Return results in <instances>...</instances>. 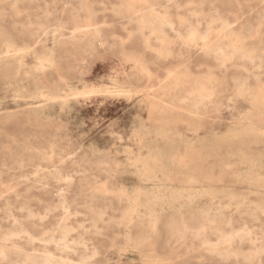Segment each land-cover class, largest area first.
<instances>
[{
    "label": "rangeland",
    "instance_id": "obj_1",
    "mask_svg": "<svg viewBox=\"0 0 264 264\" xmlns=\"http://www.w3.org/2000/svg\"><path fill=\"white\" fill-rule=\"evenodd\" d=\"M199 1L200 3L201 2L202 3L200 4ZM99 2L97 3H99L100 6L96 3L95 4L92 3V5L90 4L85 7H80L78 5H68V4L64 5L62 3H57L54 6H52V5L37 4V3L18 2L11 5L12 8L14 7V9H12L11 6L0 3L1 4L0 5V28H1L0 29V48H1L0 49V180H1L0 193L3 195L2 197L0 194V215L5 214V208H6L5 202H9V205L7 206L8 207L10 206L9 208H11V212L15 216L19 217L21 220H25V216L29 211L32 212L34 215L46 214L45 224L40 225L36 228L38 231H41L43 228L51 227L53 223L62 215L60 204L62 203L61 201H63L62 199H64L66 202H68L71 205V208L73 209L71 211L73 215L71 214L72 216H70L68 222L74 225L75 228L84 237L89 238V236H91L90 238L92 239L90 242L96 246L103 247V249L107 251V255L110 257L111 261H114L116 259L114 257L115 256L117 257V254H119L120 258L122 257L123 259L122 264L123 263L141 264L142 259L139 252L137 251V249H132L133 246L135 248L134 242L132 240L128 241V239L126 238V236H131V237L134 236L135 232H140V235H142L145 239L149 237L148 240L149 239H152V241L155 240L156 248H158V251L160 252H163L167 247L166 245H168L167 248H171V253L174 260L177 261L178 258L181 260V261L178 260L176 262L177 264L178 263L179 264L181 263L235 264L232 261H225L224 259L222 260V258H216L214 256H211L208 252L209 250L207 249V246L204 244L200 245L201 241L199 237H196V233L197 231L200 230L199 228L200 224L206 226L204 230L208 232L206 236L210 240H213L214 231H216L217 228L218 229H229L230 227L238 228L242 224H244V228L246 230H250V229L253 230L256 233L255 236L257 237H259L260 235H262V233H264L263 232L264 210L262 211V209H264L262 206V204L264 203V195H263L264 194V182H263L264 181V159H263L264 158L263 157L264 156L263 155L264 154V139H263L264 104L263 103L264 102L262 100H264V98L261 99V96H259L260 100L257 99L258 97L256 99L248 98L251 97L250 95H252V93L257 95L256 90L257 91L258 89L264 90V86L261 87L262 85H264V58H263V66L259 68L256 66L253 68L252 67L241 68V66L238 63L239 61L237 62V60L235 59L232 62L225 65L224 61H222L223 58L219 57L220 59L218 58L217 60L215 59L213 60V58L211 57L197 55L196 52H194L195 50L200 48V46H198L199 44L197 43V40H192V41L188 40L189 37H186V35H181V36L168 35L166 37L163 35V37L161 38L162 35L159 34L148 35V36L139 34L135 29L136 23L133 21H129V17L132 16L133 14L127 11L124 7L118 9L119 10L118 13L115 11L117 10L116 8L117 5L115 4L116 0H103L102 2L101 1ZM190 3L193 4L190 5ZM101 4L104 5L102 6ZM171 4L172 5L169 8V10L172 14V19L175 17L173 20L177 23L179 21H186L192 23L194 26V30L197 32L199 31L200 28L203 29L207 24H210L212 27L215 28V30L218 29L217 26L219 25V20L215 17V13H218L219 16H221L222 18H225L233 22L235 24L234 27L237 29L244 26H251L252 28L256 27L255 29L257 28L262 30L264 29V23H263L264 18H261L264 17V0H236V1L235 0H202V1L172 0ZM109 5L110 7H108ZM156 7L159 10L164 9V7L162 6L156 5ZM201 8L203 10H201ZM191 11H196L198 12L199 15L201 14V16L198 17V21L195 20V18L192 15L189 16L190 13L188 12ZM61 13H63L62 16ZM120 13H122L123 16H120L121 15ZM26 17L29 19L26 20ZM85 19L88 21H86ZM2 20L4 22H1ZM56 21L57 23L59 22L58 24L60 25V27L57 30L54 27V23H56ZM4 23L6 24L7 27L5 26ZM27 23L30 24V26L27 25ZM87 23H92L99 28V32L96 35L97 38L95 37L96 40L94 41L93 44V46L97 48V54H98L97 59L95 61H92L89 57L85 55L83 51V47L81 46L80 43L72 44L70 41L68 42V40L67 41L65 40L69 35L68 33L69 31L71 32L76 26H82L83 24H87ZM197 23H200L199 26H197ZM259 25L260 27H258ZM18 26L20 27L17 28ZM9 27L12 29L11 30L12 33L9 30L10 29ZM58 31H60V33ZM16 32L18 33V35L16 34ZM4 34L5 36H2ZM89 35L91 34H88V36ZM12 36L13 37L15 36L14 39ZM40 36H42V38ZM34 37L36 38V40H34L35 39ZM167 37L168 39H166ZM63 38H64L65 46L62 43ZM24 39L26 40L25 42ZM144 39L148 40L149 42L144 41ZM160 39H164L163 41L171 44L174 51L176 52L184 51L185 50L183 49L184 47H182L180 44L182 42L189 41L191 52H189V54L183 52V54L180 56L173 55L165 59H163L162 57H159L157 59L158 54L155 53L156 51L154 49L157 48V45L159 43L157 41H160ZM253 39L255 40L264 39V34L263 35L259 34L258 36H255V38ZM193 41H195V44L196 43L197 44L195 45ZM19 44L21 45L23 44V45L21 46ZM197 46L198 48H196ZM3 50L6 52H4ZM26 54L27 56H22ZM138 55L140 58L137 57ZM154 57L156 58V61ZM45 61L46 63H44ZM40 62L43 64H41ZM139 62H141L142 64L141 63L139 64ZM39 65H41V68ZM213 65L216 66L214 67ZM139 66H144L145 70L147 69L150 75L145 76L141 74L138 75V77L130 80L129 76L135 70L139 69L140 68ZM221 66L223 67V69L224 68L225 69L224 70L219 69V71H217L218 68H221ZM237 66H239V68ZM175 67L184 68L193 80H196L198 77H199L198 80L201 79L206 80L207 81L206 85L207 83L209 84L207 85L208 88H211L212 86L214 87L216 86L215 90H217L218 94L214 96L210 101V104H208L207 107L201 110L198 114H194V115L187 113L185 114L184 112H187L185 109L189 107V102L182 101L178 98V96L185 95L187 90H189V88L195 87L197 85L196 83L195 86L193 84L194 82H192L191 83L192 85L184 84V85H180L181 87H179L178 85L175 86V88L172 85H168V86L159 85L158 83V80H161L166 75L167 69H173ZM39 69H41L42 71L40 70L39 72ZM114 69L120 70L121 72V77L119 79L120 81L111 79L110 77L111 72ZM213 69H215L216 71L214 70V72H212ZM27 70H29V72ZM53 70L55 71L53 72ZM33 71L35 72L33 73ZM220 72H225V73H220ZM198 74L200 75L198 76ZM219 74L222 76L219 77ZM245 75L249 77L248 79L250 80L249 83L247 84L248 90L250 91L252 89L253 91H251L249 94L246 91L243 93L242 95L243 97L240 96L238 97V99L235 100L229 98L228 96L235 89L234 78ZM205 76L208 77L205 79ZM144 77H147V79ZM6 78L8 79L6 80ZM62 79L64 81H62ZM12 80L14 81V83ZM257 81L259 83H257ZM58 85L61 87H59ZM158 85L160 86V88L162 87L166 90L162 88L159 89ZM92 86H97L100 93H98L97 95L94 94H87L88 96L84 95L83 93H86L90 89H93L91 88ZM10 87L13 88L11 89ZM168 87L171 89V92ZM140 89L142 91H140ZM158 89L159 91L161 90L169 91V94L163 95L162 93H157ZM175 89L176 90L179 89L177 90L178 93L175 92L176 91ZM225 89H227V91ZM228 89L231 90L228 91ZM118 90L121 91L122 93V94L120 93L121 95L118 94L115 95ZM80 91L82 94L80 93ZM108 91L110 92L108 93ZM149 91L154 92V95L151 94V96H149L147 94ZM53 95H56L54 99H53ZM160 95L161 97H159ZM245 95L246 96L248 95V97H246ZM163 96L166 97L164 98ZM21 98L23 101L20 100ZM56 99H58V101ZM250 100H252L250 102L251 104L249 103ZM54 101L57 102L55 103ZM245 102L248 103V105ZM259 102L260 103L262 102V104H260ZM257 103H259L260 105ZM152 104L154 105V107ZM254 104H257L258 108ZM39 105H41V108H39ZM169 105L172 108H170ZM161 107L170 108L173 114L172 115L161 114L159 112ZM34 109H36L37 111ZM40 109L42 110L40 111ZM176 109L178 110V112H176ZM151 110L153 113H150ZM198 115L201 117H198ZM24 117L26 119L28 118L27 121ZM29 117L31 119H29ZM189 117L191 118V120ZM176 120L178 121V123L177 124L173 123V122H177ZM159 121L162 122V124H160ZM43 122L48 124L44 125L45 123ZM165 122L168 123L165 124ZM236 122H238V124ZM235 123L237 125H235ZM54 125L55 128H53ZM243 125L244 126L248 125L249 130L247 129L248 126L247 128H244ZM231 128L233 129V131ZM255 128L257 129V131ZM2 129L4 131H2ZM143 129L146 131H143ZM245 129L248 132L245 131ZM250 129L252 131L254 130L255 131L252 133ZM228 131L231 132V133L229 132L231 135L228 133ZM237 131L239 133H241L242 131L244 134L242 133L240 135L238 134ZM146 132L148 133V135ZM232 132H234L233 133L234 136L232 135ZM2 133L5 134L2 136ZM130 134L132 135V138ZM245 134L247 136H245ZM160 135L161 137H163L162 139ZM260 135H262V138L260 137ZM176 136L179 137L177 138ZM252 136H256V137H252ZM118 137L119 140L117 141ZM223 137L226 138V140H224ZM195 138H197V141L195 140ZM165 139L167 140L166 142H164ZM208 139L210 140V142ZM158 140L161 141L159 142ZM169 140L171 141V143L169 142ZM243 140L245 142H243ZM138 143L139 146L137 145ZM212 143L216 145H213ZM13 144L16 145L17 147L16 146L13 147ZM219 144L222 145V147ZM170 145L172 146L169 147ZM48 147H50V149ZM41 148L42 150H40ZM125 149L131 152L126 153ZM236 149L239 150L240 153H242L243 150L244 151L246 150L247 153L248 152L249 153L247 155L245 151L243 152V154L246 153V155L245 154L242 155ZM258 149L263 153L261 154V152H259ZM260 149H262L263 151ZM12 152L13 153L15 152L14 154L16 155H14ZM41 153L43 154L40 155ZM73 153L74 155H72ZM193 154H195L196 157ZM48 155L50 157H46ZM66 155L68 157H66ZM41 156H43V158ZM129 156H131V158ZM179 156L181 157L182 161L179 159L180 158ZM184 156L185 159L183 161L182 157L184 158ZM243 156L246 157L244 158ZM241 157H243V160ZM247 157L248 159H246ZM260 157H262L263 160ZM159 158H161V160L164 161L159 160ZM153 159L155 160V163ZM133 160L134 162H131ZM158 160L160 163L158 162ZM191 160L192 162L194 161L192 163V166L195 169L191 166ZM241 160L243 165H241L242 164ZM142 161L145 163H143ZM150 161L153 164H151ZM237 161H239V163ZM258 161L260 165L258 164ZM141 163L144 165H142ZM77 165H79V167ZM132 166L133 167L135 166L136 168H133ZM52 167H54V169L56 170L52 169ZM173 167L174 168L176 167V169H174ZM224 167L226 168V170H223L225 169ZM252 167L254 168V170ZM185 168L187 169L186 171ZM142 170L145 171H143L142 173L141 172ZM12 171H14V173H12ZM48 171L51 174L53 173V176L49 174ZM99 171L100 173H98ZM146 171L147 172L151 171V173L150 172L146 173ZM163 171L164 172L167 171V172L164 173ZM139 172L140 174L142 173V176L139 174ZM237 172L240 173L237 174ZM135 173L136 175H134ZM145 173L147 175L150 174V176H146ZM153 174H155L154 177H152ZM175 174L177 175L175 176ZM211 174L212 177L210 176ZM235 174H237L238 176H236ZM241 174L243 176H241ZM179 175H182L181 182L179 181V179H181V176ZM31 176L32 177L35 176V177L32 179ZM173 176H175V178H178V180L175 179ZM65 177L67 179H70L69 180L70 182L66 181L67 179ZM23 178H25L26 180ZM162 178L164 179V181ZM193 178H195L196 180ZM34 179H36L37 181ZM170 179H173V183H170L172 182V180ZM217 179L218 181L219 180L220 181L218 182ZM176 181H179L178 184ZM182 181L185 183L183 184ZM188 182L189 183L195 182V183L192 184L193 185L192 186L191 184H188ZM102 183L105 185V188L104 185L102 186ZM221 183L224 186H222ZM187 184L188 186H186ZM225 184H227V186ZM99 185L101 186L100 188L101 190H99L100 187ZM256 186H258V188ZM248 187H251L254 190ZM11 188L12 190H16V192L10 191ZM259 188L262 190H260ZM4 191L7 192L6 195ZM115 191L121 193L118 194L116 192L115 194L114 193ZM202 191L203 194L206 193V196L203 194L199 195V193H202ZM122 192L124 193L122 194ZM142 192H144L145 194H143ZM180 192L181 193L184 192V193L181 194ZM147 193L149 194V196L151 195L152 198L151 197L147 198L148 196ZM207 193L209 194L207 195ZM228 193L231 194L229 195ZM104 194L107 195L105 196ZM120 194L122 195V197L124 196V198H122ZM161 194L163 195L161 196ZM141 195H143V197ZM242 195H244V197ZM247 195H248V199H247ZM257 195L258 197H256ZM219 196L222 198H220ZM253 196L255 197V199ZM59 197L61 199L60 201L61 203L57 202V199ZM126 197L128 198L130 197L129 198L130 200ZM196 197L199 198L197 199ZM16 198L17 200H15ZM132 198L134 199L135 202L133 201ZM172 199H174L176 203ZM149 200L152 201L153 203L150 202ZM36 201H38V203H36ZM129 201H131V203ZM136 201L138 202V204ZM157 201L159 202L156 203ZM165 202L167 204H165ZM20 203L24 204L25 207L23 209H19L20 210L19 211L16 207ZM209 205L211 207H209ZM213 205L215 206L213 207ZM151 206L153 207L150 208ZM155 206L158 207L156 208ZM88 207L89 208L91 207V209H89ZM103 208L106 209L103 210ZM254 208L257 209V212L256 209ZM177 209L178 210L180 209L182 213L180 212V210L178 211ZM132 210L135 211L136 214L135 212L132 213L133 212ZM161 210L162 212H160ZM199 210H201V213ZM95 211H103L104 217L102 218L101 216L100 219L96 218L95 221L96 227L91 228L88 226L89 216H90V212H95ZM151 211L153 212V214H151L152 213ZM203 212H205L204 213L205 215L203 214ZM125 213L128 214V216ZM177 214L179 218L177 217ZM196 214L199 216L197 217ZM153 216L155 219L153 218ZM149 217L152 218V220L149 219ZM34 218H33L34 220H37L38 216ZM211 218H213L215 223L214 222L208 223ZM114 219L118 221H115ZM180 219H182L181 223H179ZM227 219H230L229 226L228 225L226 226L225 223ZM155 221H157L158 223H156ZM173 222H175L177 225H173ZM147 224L149 228L147 227ZM182 224L184 225V227L182 226ZM81 225H83L84 227H82ZM150 226L152 227L151 230H150ZM154 226L156 227L154 228ZM209 227L210 230L212 229L211 231L209 230ZM212 227L215 229H213ZM184 229H186L185 232ZM88 230H94L95 232L88 233L86 232ZM148 231H151L150 233L152 235ZM35 233L38 232L36 231ZM170 233L173 236L172 240L170 241V244H166V238H168ZM182 236L183 239H181ZM148 240L144 243L143 246L145 252L149 251L148 246H146ZM179 240L181 243L179 242ZM110 244L113 246H111ZM257 244L259 245L260 243ZM178 245H181V247ZM262 246L264 247V245ZM254 247H257V245L250 244L249 242H242L241 244H239V248L243 253H248L252 251ZM119 248L125 249L127 251H124L123 252L124 254L122 252L118 253ZM68 256L71 258L74 257V255L71 253H69ZM195 260L197 261V263ZM238 262L239 264H248V262L243 261L242 259H239ZM252 264H264V250H262L258 258L252 260Z\"/></svg>",
    "mask_w": 264,
    "mask_h": 264
},
{
    "label": "bare ground",
    "instance_id": "obj_2",
    "mask_svg": "<svg viewBox=\"0 0 264 264\" xmlns=\"http://www.w3.org/2000/svg\"><path fill=\"white\" fill-rule=\"evenodd\" d=\"M99 1H103V0H0V3H3V4H6V5H8V6H11V5H13L14 3H18V2H22V3H37V4H45V5H52V6H54L55 4H57V3H62V4H64V5H66V4H68V5H78V6H80V7H85V6H88V5H92V3L93 4H98L99 6H100V2ZM202 1V0H201ZM236 1V0H235ZM97 2H99V3H97ZM172 3V0H116V5H117V10H115L117 13H118V9H120V8H122V7H124L127 11H129L131 14H133L132 16H130V15H128V16H130L129 17V21H133V22H135L136 23V26H135V29H136V31L139 33V34H142V35H162L161 36V38L163 37V35L166 37V36H168V35H174V36H181V35H186V37H189V39L188 40H197V43L199 44L198 46H200V48L199 49H197V50H195L194 52H196V54L197 55H200V56H206V57H211V58H213V60L215 59V60H217L219 57L220 58H223V60L222 61H224V64L225 65H227L228 63H230V62H232L234 59L235 60H237V62L239 63V65L241 66V68L243 67V68H249V67H262L263 66V58H264V39H257V40H255V39H253V38H255V36H258L259 34H261V35H263L264 34V29L262 30V29H259V28H257V29H255V28H252L251 26H244V27H241V28H235L234 26H235V24L233 23V22H231V21H229V20H227V19H225V18H222L221 16H219V14L218 13H215V17L219 20V25L217 26L218 27V29H216L215 30V28L214 27H212L210 24H207L203 29H199V31L197 32V31H195L194 30V26H193V24L192 23H189V22H186V21H179L178 23L177 22H175L173 19L175 18H173L172 19V14H171V12H170V10H169V8L171 7V4ZM195 3H197V2H195ZM199 3H200V1H199ZM202 3V2H201ZM200 3V4H201ZM235 3V2H234ZM237 3V2H236ZM250 3V2H249ZM178 4V3H177ZM188 4V3H187ZM186 4V5H187ZM193 3H190V5H192ZM1 5V4H0ZM29 5V4H28ZM102 6L104 5V4H101ZM156 5H158V6H162V7H164V9L163 10H159L157 7H156ZM176 5V4H175ZM235 5H237V4H235ZM44 6V5H43ZM97 6V5H96ZM98 6V7H99ZM108 7H110V5L108 6ZM200 7H202V6H200ZM2 8V7H1ZM8 8H10V7H8ZM11 8H12V6H11ZM114 8V7H113ZM123 8V9H124ZM12 9H14V7L12 8ZM85 9V8H84ZM16 10H17V8H16ZM46 10V9H45ZM87 10V9H86ZM85 10V11H86ZM200 10V9H199ZM201 10H203L202 8H201ZM10 11H12V10H10ZM62 11V10H61ZM92 11V10H91ZM101 11V10H100ZM112 11V10H111ZM2 12V11H1ZM14 12H15V10H14ZM24 12V11H23ZM83 12V11H82ZM121 12V11H120ZM123 12H126V11H123ZM199 12H201V11H199ZM250 12V11H249ZM17 13V12H16ZM19 13V12H18ZM102 13V12H101ZM115 13V12H114ZM188 13H190L189 14V16L190 15H192L194 18H195V20H197L198 21V17L199 16H201V14L199 15L198 14V12H196V11H191V12H188ZM22 14H24V13H22ZM62 14L63 13H61V16H62ZM121 14V15H120ZM119 15L120 16H123V14L122 13H120ZM19 15V14H18ZM26 15V14H25ZM118 15V16H119ZM176 15V14H175ZM259 15H261V14H259ZM20 16V15H19ZM71 16V15H70ZM126 16H127V13H126ZM14 17V16H13ZM88 17V16H87ZM209 17V16H208ZM123 18V17H122ZM183 18V17H182ZM211 18V17H210ZM261 18H264V17H261ZM29 18H27L26 17V20H28ZM61 19V18H60ZM177 19V18H176ZM86 20V19H85ZM88 20H89V18H88ZM88 20H86V21H88ZM181 20V19H180ZM239 20V19H238ZM9 21V20H8ZM255 21V20H254ZM259 21V20H258ZM1 22H4L3 20L1 21ZM35 22V21H34ZM61 22V21H60ZM213 22V21H212ZM215 22V21H214ZM10 23V22H9ZM8 23V24H9ZM40 23V22H39ZM59 23V22H58ZM57 23V21H56V23H54V27L56 28V30L60 27V25ZM78 23V22H77ZM259 23V22H258ZM264 23V22H263ZM5 24V23H4ZM199 24L200 23H197V26H199ZM27 25H29L30 26V24H28L27 23ZM63 25V24H62ZM61 25V26H62ZM257 25V24H256ZM5 26H6V24H5ZM33 26V25H32ZM65 26V25H64ZM214 26V25H213ZM7 27V26H6ZM11 27V26H10ZM9 27V28H10ZM20 26H18L17 28H19ZM258 27H260V25L258 26ZM1 29V28H0ZM7 29V28H6ZM50 29V28H49ZM53 29V28H52ZM10 31L12 30L11 28L9 29ZM48 30V29H47ZM1 31H3V30H1ZM15 31V30H14ZM60 31H62V30H60ZM60 31H58L59 33H60ZM5 32V31H4ZM3 32V33H4ZM45 32V31H44ZM58 32H56V33H58ZM98 32H99V28L97 27V26H95L94 24H92V23H87V24H83L82 26H76L71 32L69 31L68 33H69V35L67 36V38L65 39L66 41L68 40V42L70 41L72 44L74 43V44H77V43H80L81 44V46L83 47V51H84V53H85V55L87 56V57H89L92 61H95L96 59H97V48L96 47H94L93 46V44H94V41L96 40V38H97V34H98ZM11 33H12V31H11ZM10 33V34H11ZM26 33V32H25ZM51 33V32H50ZM2 34V33H1ZM16 34L18 35V33L16 32ZM43 34V33H42ZM45 34V33H44ZM88 34H91V35H89L88 36ZM17 35H15V36H17ZM54 35V34H53ZM60 35V34H59ZM2 36H5V34L4 35H2ZM14 36V37H15ZM21 36V35H20ZM50 36V35H49ZM13 37V36H12ZM14 37H13V39H14ZM41 38H42V36H40ZM61 37V36H60ZM96 37V38H95ZM113 37V36H112ZM129 37H130V35H129ZM151 37V36H150ZM6 38V37H5ZM35 38V37H34ZM160 38V37H159ZM4 39V38H3ZM46 39V38H45ZM60 39H62V38H60ZM60 39H59V41H60ZM75 39V40H74ZM147 39V38H146ZM146 39H144V41H148V40H146ZM166 39H168V37L166 38ZM184 39V38H183ZM7 40V39H6ZM28 40V39H27ZM34 40H36V38L34 39ZM40 40V39H39ZM142 40H143V38H142ZM158 40V39H157ZM164 39H160V41H157V42H159L158 43V45H157V48L156 49H154L156 52L155 53H157L158 54V57H157V59L159 58V57H162L163 59H165V58H167V57H170V56H180V55H182L183 54V52H185V53H187V54H189V52H191V48H190V44H189V41L188 42H182L180 45L182 46V47H184L183 49H185L184 51H174V49H173V47H172V45L171 44H169V43H167V42H165V41H163ZM10 41V40H9ZM18 41H21V40H18ZM23 41V40H22ZM26 40L24 39V42H25ZM38 41V40H37ZM14 42V41H13ZM31 42V41H30ZM29 42V43H30ZM56 42V41H55ZM143 42V41H142ZM149 42V41H148ZM194 42V44H195V41H193ZM51 43V42H50ZM63 44H64V46H65V43H64V38H63V42H62ZM145 43H147V42H145ZM192 43V42H191ZM196 43V44H197ZM31 44V43H30ZM143 44V43H142ZM195 44V45H196ZM8 45V44H7ZM19 45H21V44H19ZM18 45V46H19ZM23 45V44H22ZM21 45V46H22ZM59 45V44H58ZM57 45V46H58ZM61 45V44H60ZM145 45V44H144ZM173 45H174V43H173ZM11 46V45H10ZM25 46V45H24ZM23 46V47H24ZM27 46V45H26ZM192 46H193V44H192ZM198 46L196 47V48H198ZM29 47V46H28ZM31 47V46H30ZM34 47V46H33ZM147 47V46H146ZM10 48V47H9ZM11 48H13V47H11ZM27 48V47H26ZM37 48V47H36ZM1 49V48H0ZM147 49V48H146ZM5 50V49H4ZM3 50V51H4ZM10 50V49H9ZM30 50V49H29ZM145 50V49H144ZM150 50V49H149ZM19 51V50H18ZM27 51V50H26ZM32 51V50H31ZM151 51V50H150ZM153 51V50H152ZM4 52H6V51H4ZM145 52H147V51H145ZM18 53V52H17ZM21 53V52H20ZM29 53V52H28ZM154 53V54H155ZM11 54V53H10ZM19 54V53H18ZM17 54V55H18ZM15 55V54H14ZM31 55V54H30ZM156 55V54H155ZM22 56H27V54L26 55H22ZM157 56V55H156ZM2 57H3V55H2ZM31 57V56H30ZM29 57V58H30ZM137 57H139V55L137 56ZM17 58V57H16ZM140 58V57H139ZM155 58V57H154ZM188 58V57H187ZM219 58V59H220ZM138 59V58H137ZM2 60H4V59H2ZM43 60V59H42ZM89 60V59H88ZM133 60V59H132ZM10 61H11V59H10ZM16 61V60H15ZM20 61H22V60H20ZM29 61V60H28ZM135 61V60H134ZM136 61H139V60H136ZM155 61H156V58H155ZM151 62V61H150ZM152 62H154V61H152ZM215 62V61H214ZM236 62V61H235ZM41 63V62H40ZM44 63H46V61L44 62ZM141 62H139V64H140ZM18 64V63H17ZM39 64V63H38ZM41 64H43V63H41ZM138 64V65H139ZM142 64V63H141ZM177 64V63H176ZM222 64V63H221ZM221 64H219V65H221ZM82 65V64H81ZM134 65H136V64H134ZM145 65V64H144ZM149 65V64H148ZM40 66V68H41V65H39ZM189 66V65H188ZM214 66V65H213ZM216 66V65H215ZM214 66V67H215ZM218 66V65H217ZM223 66V65H222ZM221 66V68H218V70L217 71H219V69H223V67ZM43 67V66H42ZM53 67V66H52ZM140 67V68H139ZM138 68L139 69H137V70H135L130 76H129V79L130 80H132V79H134V78H136V77H138V75H141V74H143V75H145V76H149L150 74L148 73V71H147V69L145 70V67L144 66H139ZM219 67V66H218ZM238 68H239V66H237ZM18 68V67H17ZM31 68V67H30ZM81 68H82V66H81ZM237 68V69H238ZM23 69V68H22ZM25 69V68H24ZM34 69V68H33ZM209 69V68H208ZM217 69V68H216ZM225 69V68H224ZM223 69V70H224ZM12 70V69H11ZM35 70V69H34ZM40 70L41 69H39V72H40ZM46 70V69H45ZM214 70L215 69H213V71L212 72H214ZM222 70V71H223ZM230 70V69H229ZM241 70H243V69H241ZM251 70V69H250ZM249 70V71H250ZM254 70V69H253ZM252 70V71H253ZM14 71V70H13ZM17 71V70H16ZM28 72H29V70H27ZM36 71H37V69H36ZM42 71V70H41ZM55 70H53V72H54ZM211 71V70H210ZM216 71V70H215ZM226 71V70H225ZM259 71V70H258ZM35 71H33V73H34ZM50 72V71H49ZM244 72H246V71H244ZM257 72V71H256ZM25 73V72H24ZM38 73V72H37ZM52 73V72H51ZM220 73H225V72H220ZM234 73V72H233ZM5 74V73H4ZM54 74V73H53ZM56 74V73H55ZM245 74V73H244ZM200 74H198V76H199ZM256 75V74H255ZM258 75V74H257ZM17 76V75H16ZM31 76H33V75H31ZM192 76V75H191ZM197 76V77H198ZM220 76H222V75H220L219 74V77ZM7 77H9V76H7ZM111 79H113V80H117V81H120L119 79H120V77H121V72H120V70L119 69H114L112 72H111ZM208 77V76H207ZM206 76H205V79L207 78ZM218 77V76H217ZM216 77V78H217ZM257 77V76H256ZM12 78V77H11ZM13 78H14V76H13ZM21 78V77H20ZM58 78V77H57ZM144 78H146L147 79V77H144ZM199 78V77H198ZM198 78L196 79V78H194V79H196V80H193L190 76H189V74L187 73V71L184 69V68H180V67H175V68H173V69H167L166 70V75L164 76V78H162L161 80H158V83H159V85H172L174 88H175V86H178L179 85V87H181L180 85H184V84H188V85H190L192 82H194L193 84H194V86H195V83L197 84L195 87H192V88H189V90H187V92H186V94L185 95H182V96H178V98L180 99V100H182V101H188L189 102V107H187L185 110L187 111V112H184L185 114L187 113V114H192V115H194V114H198L201 110H203V109H205L206 107H207V105L208 104H210V101L212 100V98L214 97V96H216L217 94H218V92H217V90H215V88H216V86L214 87V86H209V87H211V88H208L207 87V85H209L208 83H207V85H206V80H198ZM211 78V77H210ZM249 77H247L246 75L245 76H238V77H235L234 78V83H235V89H234V91L233 92H231V94L228 96L229 98H231V99H233V100H235V99H238V97H243L242 95H243V93L244 92H246L247 91V93L249 94L251 91H253L252 89L249 91L248 90V87H247V84L249 83V79H248ZM259 78V77H258ZM8 78H6V80H7ZM128 79V80H129ZM215 79V78H214ZM219 79H221V78H219ZM253 79V78H252ZM19 80V79H18ZM61 80V79H60ZM10 81V80H9ZM13 81V80H12ZM11 81V82H12ZM62 81H64L63 79H62ZM209 81H210V79H209ZM211 81H212V79H211ZM215 81V80H214ZM217 81V80H216ZM17 82V81H16ZM59 82V81H58ZM13 83H14V81H13ZM36 83V82H35ZM211 83V82H210ZM217 83V82H216ZM257 83H259L258 81H257ZM256 83V84H257ZM7 84V83H6ZM214 84V83H213ZM212 84V85H213ZM224 84V83H223ZM8 85V84H7ZM25 85H27V84H25ZM51 85V84H50ZM65 85V84H64ZM158 85V86H159ZM192 85V84H191ZM215 85V84H214ZM216 85H218V84H216ZM220 85V84H219ZM254 85H255V83H254ZM35 86V85H34ZM56 86V85H55ZM59 86V85H58ZM57 86V87H58ZM253 86V85H252ZM251 86V87H252ZM257 86H259V85H257ZM256 86V87H257ZM264 85H262L261 87H263ZM59 87H61V86H59ZM108 87H110V86H108ZM120 87V86H119ZM156 87H157V85H156ZM155 87V88H156ZM170 87V86H169ZM168 87V88H169ZM219 87V86H218ZM221 87V86H220ZM250 87V88H251ZM11 88V87H10ZM13 88V87H12ZM11 88V89H12ZM49 88V87H48ZM91 88H93V89H90L88 92H86V93H83L84 95H87V94H94V95H97L98 93H100L99 92V89H98V87L97 86H92ZM113 88H116V87H113ZM129 88V87H128ZM162 88V87H161ZM160 88V86H159V89H161ZM171 88V87H170ZM169 88V89H170ZM178 88V87H177ZM259 88V87H258ZM154 89V88H153ZM159 89H158V92L157 93H162L163 95H166V94H169V91H164V90H166V89H164V88H162V89H164V90H161V91H159ZM232 89H233V87H232ZM253 89H254V87H253ZM34 90V89H33ZM48 90V89H47ZM148 90V89H147ZM174 90V89H173ZM176 90V89H175ZM177 90H179V89H177ZM177 90L175 91V92H177ZM182 90V89H181ZM226 91H227V89H225ZM231 90V89H230ZM229 89H228V91H230ZM45 91V90H44ZM49 91V90H48ZM86 91V90H85ZM106 91V90H105ZM140 91H142L141 89H140ZM151 91V90H150ZM148 92L147 94L149 95V96H151V94L152 95H154V92ZM186 91V90H185ZM184 91V92H185ZM60 92V91H59ZM62 92V91H61ZM69 92V91H68ZM110 91H108V93H109ZM170 92H171V89H170ZM183 92V93H184ZM256 92H257V95L256 94H254V93H252V95H250L251 97H248V95L246 96V97H248L249 99H252V98H257L258 100H260L259 99V96H261V99L262 98H264V90H262V89H258V91L256 90ZM38 93H39V91H38ZM37 93V94H38ZM57 93V92H56ZM70 93V92H69ZM80 93H81V91H80ZM79 93V94H80ZM121 93V91L120 90H118L117 92H116V94L115 95H121L120 94ZM178 93V92H177ZM58 94H60V93H58ZM57 94V95H58ZM71 94V93H70ZM82 94V93H81ZM112 94V93H111ZM155 94H156V92H155ZM228 94V93H227ZM254 94V95H253ZM12 95H13V93H12ZM46 95V94H45ZM65 95V94H64ZM102 95V94H101ZM113 95V94H112ZM114 95V96H115ZM125 95V94H124ZM132 95V94H131ZM134 95V94H133ZM39 96V95H38ZM88 96V95H87ZM128 96V95H127ZM42 97V96H41ZM40 97V98H41ZM45 97V96H44ZM54 97H56V95H53V99H54ZM81 97V96H80ZM86 97V96H85ZM153 97V96H152ZM159 97H161V95L159 96ZM164 97V96H163ZM166 97V96H165ZM164 97V98H165ZM172 97V96H171ZM9 98V97H8ZM35 98V97H34ZM39 98V99H40ZM64 98H65V96H64ZM178 98H176V99H178ZM17 99V98H16ZM28 99V98H27ZM42 99V98H41ZM71 99V98H70ZM74 99V98H73ZM228 99V98H227ZM254 99V100H255ZM20 100H22V98L20 99ZM25 100V99H24ZM43 100V99H42ZM45 100V99H44ZM48 100V99H47ZM57 101H58V99H56ZM60 100V99H59ZM68 100V99H67ZM66 100V101H67ZM174 100V99H173ZM23 101V100H22ZM27 101V100H26ZM33 101V100H32ZM49 101H51V100H49ZM53 101V100H52ZM56 101V102H57ZM64 101H65V99H64ZM74 101V100H73ZM157 101V100H156ZM160 101V100H159ZM178 101V100H177ZM181 101V102H182ZM252 100H250L249 101V103L251 102ZM257 101V100H256ZM263 102H264V100H262ZM8 102V101H7ZM11 102V101H10ZM29 102V101H28ZM55 102V101H54ZM55 102V103H56ZM63 102V101H62ZM75 102V101H74ZM180 102V103H181ZM231 102V101H230ZM254 102V101H253ZM52 103V102H51ZM163 103V102H162ZM170 103H171V101H170ZM246 103V102H245ZM260 103V102H259ZM259 103H257V104H259ZM50 104V103H49ZM64 104H65V102H64ZM183 104V103H182ZM186 104V103H185ZM184 104V105H185ZM212 104V103H211ZM247 105H248V103H246ZM251 104V103H250ZM250 104H249V106H250ZM257 104H254V105H256V107L258 108V106H257ZM260 104H262V102L260 103ZM259 104V105H260ZM264 104V103H263ZM153 105V104H152ZM166 105V104H165ZM230 105V104H229ZM36 106V105H35ZM63 106V105H62ZM170 106V105H169ZM187 106V105H186ZM44 107V106H43ZM153 107H154V105H153ZM255 107V106H254ZM26 108V107H25ZM29 108V107H28ZM39 108H41V105H39ZM151 108V107H150ZM157 108V107H156ZM170 108H172L171 106H170ZM170 108H164V107H161L160 108V113L161 114H163V115H172L173 114V112L170 110ZM264 108V107H263ZM18 109H20V108H18ZM38 109V108H37ZM175 109V108H174ZM174 109H173V111H174ZM180 109V108H179ZM251 109H252V106H251ZM17 110V109H16ZM34 110H36V109H34ZM42 109H40V111H41ZM159 110V109H158ZM226 110H227V108H226ZM255 110V109H254ZM257 110H259V109H257ZM32 111V110H31ZM30 111V112H31ZM37 111V110H36ZM155 111V110H154ZM179 111H181V110H179ZM264 111V110H263ZM11 112V111H10ZM176 112H178V110L176 109ZM230 112H231V110H230ZM258 112V111H257ZM261 112V111H260ZM150 113H153L152 112V110H151V112ZM249 113V112H248ZM2 114V113H1ZM119 114V113H118ZM231 114V113H230ZM227 115V114H226ZM241 115V114H240ZM263 115H264V113H263ZM228 116H230V115H228ZM232 116V115H231ZM237 116V115H236ZM35 117V116H34ZM176 117V116H175ZM195 117V116H194ZM198 117H201V116H199L198 115ZM19 118V117H18ZM25 118V117H24ZM128 118H130V117H128ZM178 118V117H177ZM180 118V117H179ZM190 118V117H189ZM188 118V119H189ZM239 118V117H238ZM23 119V118H22ZM26 119V118H25ZM28 119V118H27ZM27 119H26V121H27ZM29 119H31L30 117H29ZM196 119V118H195ZM195 119H193V120H195ZM204 119V118H203ZM227 119H229V118H227ZM35 120V119H34ZM33 120V121H34ZM49 120V119H48ZM125 120V119H124ZM155 120V119H154ZM179 120V119H178ZM190 120H191V118H190ZM192 120V121H193ZM208 120V119H207ZM209 120H211V119H209ZM232 120H234V119H232ZM36 121V120H35ZM177 121V120H176ZM196 121H198V120H196ZM261 121V120H260ZM42 122V121H41ZM46 122V121H45ZM45 122H43V123H45ZM158 122V121H157ZM160 122V121H159ZM173 122V121H172ZM219 122V121H218ZM232 122V121H231ZM239 122V121H238ZM238 122H236L237 124H238ZM249 122V121H248ZM247 122V123H248ZM166 123H168V122H165V124ZM173 123H178V121L177 122H173ZM185 123V122H184ZM194 123H196V122H194ZM193 123V124H194ZM233 123V122H232ZM235 123V125H237ZM241 123V122H240ZM250 123V122H249ZM48 124V123H47ZM46 123L44 124V125H47ZM126 124V123H125ZM160 124H162V122H160ZM217 124V123H216ZM190 125H191V123H190ZM199 125V124H198ZM253 125V124H252ZM126 126V125H125ZM227 126V125H226ZM239 126V125H238ZM244 126V125H243ZM248 126V125H247ZM247 126H244V128H247ZM46 127V126H45ZM50 127H52V126H50ZM58 127V126H57ZM190 127V126H189ZM240 127V126H239ZM257 127V126H256ZM41 128H42V126H41ZM53 128H55V125H54V127ZM60 128V127H59ZM152 128V127H151ZM151 128H149V129H151ZM226 128V127H225ZM264 128V127H263ZM57 129V128H56ZM170 129V128H169ZM173 129V128H172ZM232 129V128H231ZM239 129V128H238ZM248 130H249V126H248V128H247ZM256 129V128H255ZM41 130V129H40ZM122 130V129H121ZM142 130V129H141ZM154 130V129H153ZM226 130V129H225ZM230 130V129H229ZM237 130V129H236ZM235 130V131H236ZM251 130V129H250ZM2 131H4L3 129H2ZM43 131H44V129H43ZM56 131V130H55ZM60 131V130H59ZM143 131H146V130H144L143 129ZM156 131V130H155ZM232 131H233V129H232ZM240 131V130H239ZM245 131H247L246 129H245ZM252 131V130H251ZM255 131V130H254ZM254 131H252V133L254 132ZM256 131H257V129H256ZM53 132H54V130H53ZM52 132V133H53ZM153 132V131H152ZM172 132H174V131H172ZM183 132H185V131H183ZM202 132V131H201ZM230 131H228V133H229ZM238 132V131H237ZM248 132V131H247ZM5 133H6V131H5ZM4 133V134H5ZM147 133V132H146ZM154 133H156V132H154ZM170 133V132H169ZM231 133V132H230ZM229 133V134H230ZM233 133L234 132H232V135H233ZM243 132L241 131V133H239L238 132V134H242ZM256 133V132H255ZM258 133V132H257ZM260 133H262V132H260ZM3 133H2V136L4 135ZM153 134V133H152ZM187 134V133H186ZM244 134V133H243ZM246 134H248V133H246ZM245 134V136H247ZM114 135V134H113ZM112 135V136H113ZM131 135V134H130ZM147 135H148V133H147ZM156 135V134H155ZM195 135V134H194ZM231 135V134H230ZM250 135H251V133H250ZM263 135H264V133H263ZM55 136V135H54ZM234 136V135H233ZM233 136H232V138H233ZM9 137V136H8ZM107 137V136H106ZM116 137V136H115ZM129 137V136H128ZM143 137V136H142ZM146 137V136H145ZM160 137H161V135H160ZM177 138L179 137V136H176ZM192 137V136H191ZM219 137V136H218ZM237 137H238V135H237ZM241 137V136H240ZM251 137V136H250ZM249 137V138H250ZM252 137H256V136H252ZM260 137L262 138V135H260ZM131 138H132V135H131ZM138 138V137H137ZM140 138V137H139ZM147 138V137H146ZM163 137H161V139H162ZM174 138V137H173ZM184 138V137H183ZM221 138H222V135H221ZM231 138V137H230ZM246 138H248V137H246ZM10 139V138H9ZM117 139V138H116ZM125 139V138H124ZM157 139H158V137H157ZM210 139V138H209ZM208 139V140H209ZM213 139V138H212ZM223 139L224 140H226V138H224L223 137ZM245 139V138H244ZM256 139V138H255ZM263 139H264V137H263ZM4 140V139H3ZM6 140V139H5ZM53 140V139H52ZM69 140V139H68ZM119 140V137H118V139H117V141ZM195 140L197 141V138H195ZM214 140V139H213ZM231 140V139H230ZM237 140V139H236ZM246 140H248V139H246ZM260 140V139H259ZM149 141V140H148ZM154 141V140H153ZM159 141V140H158ZM161 141V140H160ZM159 141V142H160ZM163 141V140H162ZM167 140L165 139V141L164 142H166ZM215 141V140H214ZM213 141V142H214ZM220 141H221V139H220ZM228 141V140H227ZM24 142V141H23ZM56 142H58V141H56ZM120 142H121V140H120ZM141 142V141H140ZM169 142L171 143V141L169 140ZM179 142V141H178ZM209 142H210V140H209ZM226 142V141H225ZM225 142H224V144H225ZM243 142H245L244 140H243ZM129 143V142H128ZM133 143V142H132ZM147 143V142H146ZM163 143V142H162ZM173 143V142H172ZM227 143V142H226ZM230 143V142H229ZM17 144V143H16ZM127 144V143H126ZM134 144V143H133ZM174 144V143H173ZM204 144V143H203ZM206 144V143H205ZM210 144V143H209ZM213 144V143H212ZM244 144H246V143H244ZM138 146H139V143L137 144ZM169 145V144H168ZM213 145H216V144H213ZM218 145V144H217ZM220 145V144H219ZM252 145V144H251ZM14 146H16V145H14L13 144V147ZM27 146V145H26ZM146 146V145H145ZM172 145H170L169 147H171ZM176 146V145H175ZM182 146V145H181ZM221 147H222V145H220ZM243 146V145H242ZM245 146V145H244ZM17 147V146H16ZM113 147V146H112ZM120 147V146H119ZM137 147V146H136ZM215 147V146H214ZM238 147V146H237ZM49 149H50V147H48ZM47 148V149H48ZM128 148V147H127ZM212 148H213V146H212ZM19 149V148H18ZM122 149V148H121ZM124 149V148H123ZM226 149V148H225ZM238 149V148H237ZM236 149V150H237ZM242 149V148H241ZM245 149V148H244ZM20 150V149H19ZM35 150V149H34ZM37 150V149H36ZM40 150H42V148L40 149ZM130 150V149H129ZM213 150H214V148H213ZM219 150V149H218ZM221 150H222V148H221ZM224 150V149H223ZM228 150V149H227ZM260 150H262V149H260ZM28 151H29V149H28ZM33 151V150H32ZM43 151H45V150H43ZM78 151V150H77ZM125 151H126V153L127 152H131V151H127L126 149H125ZM144 151V150H143ZM151 151V150H150ZM237 151H239V150H237ZM246 151V150H245ZM244 150H243V152H245ZM252 151V150H251ZM258 151H259V149H258ZM263 151V150H262ZM121 152V151H120ZM124 152V151H123ZM206 152V151H205ZM226 152V151H225ZM228 152H230V151H228ZM243 152L242 153H240V151H239V153L240 154H242V155H246V153H247V151H246V153H244L243 154ZM253 152V151H252ZM254 152H256V151H254ZM259 152H261V151H259ZM259 152H257V153H259ZM6 153V152H5ZM13 153V152H12ZM15 153V152H14ZM13 153V154H14ZM24 153V152H23ZM38 153H39V151H38ZM173 153V152H172ZM238 153V152H237ZM249 153V152H248ZM248 153H247V155H248ZM263 152H261V154H262ZM7 154H9V153H7ZM21 154V153H20ZM43 153H41L40 155H42ZM69 154V153H68ZM117 154V153H116ZM122 154V153H121ZM138 154V153H137ZM207 154V153H206ZM212 154H214V153H212ZM228 154H230V153H228ZM233 154H235V153H233ZM261 154H260V156H261ZM11 155V154H10ZM14 155H16V154H14ZM70 155V154H69ZM72 155H74V153L72 154ZM71 155V156H72ZM123 155V154H122ZM194 156H195V154H193ZM226 155V154H225ZM252 155V154H251ZM250 155V156H251ZM264 155V154H263ZM262 155V156H263ZM93 156V155H92ZM125 156V155H124ZM137 156V155H136ZM148 156V155H147ZM146 156V157H147ZM157 156H158V154H157ZM171 156V155H170ZM229 156V155H228ZM227 156V157H228ZM12 157V156H11ZM42 158H43V156H41ZM46 157H50L49 155L48 156H46ZM57 157H58V155H57ZM66 157H68L67 155H66ZM66 157H64V158H66ZM70 157V156H69ZM73 157V156H72ZM127 157V156H126ZM130 158H131V156H129ZM152 157H154V156H152ZM163 157V156H162ZM180 157V156H179ZM178 157V158H179ZM196 157V156H195ZM205 157V156H204ZM233 157V156H232ZM236 157V156H235ZM234 157V158H235ZM244 157V156H243ZM243 157H241L242 158V160H243ZM246 157V156H245ZM244 157V158H245ZM253 157H254V154H253ZM252 157V158H253ZM264 157V156H263ZM130 158H129V161H130ZM135 158H137V157H135ZM220 158V157H219ZM261 159H262V157H260ZM21 159V158H20ZM45 159V158H44ZM62 159V158H61ZM81 159V158H80ZM127 159V158H126ZM134 159V158H133ZM150 159V158H149ZM168 159V158H167ZM170 159V158H169ZM180 160H181V157L179 158ZM182 159H183V161H184V159H185V156H184V158L182 157ZM192 159V158H191ZM238 159H239V156H238ZM246 159H248V157L246 158ZM254 159V158H253ZM264 159V158H263ZM262 159V160H263ZM19 160V159H18ZM46 160V159H45ZM64 160V159H63ZM66 160H68V159H66ZM82 160V159H81ZM104 160V159H103ZM142 160V159H141ZM140 160V161H141ZM154 160V159H153ZM159 160H161V158H159ZM159 160H158V162H159ZM205 160H208V159H205ZM205 160H203V161H205ZM242 160H241V163H242ZM21 161H23V160H21ZM50 161H51V159H50ZM73 161V160H72ZM125 161H127V160H125ZM139 161V160H138ZM145 161V160H144ZM161 161H164V160H161ZM167 161V160H166ZM172 161V160H171ZM182 161V160H181ZM202 161V162H203ZM212 161V160H211ZM259 161H260V159H259ZM259 161H258V164H259ZM45 162V161H44ZM59 162V161H58ZM57 162V163H58ZM65 162V161H64ZM76 162V161H75ZM131 162H134V160L133 161H131ZM143 162V161H142ZM147 162V161H146ZM168 162V161H167ZM187 162H188V160H187ZM194 162V161H193ZM192 160H191V166H192ZM197 162H199V161H197ZM209 162V161H208ZM238 163H239V161H237ZM245 162H247V161H245ZM256 162V161H255ZM63 163V162H62ZM102 163V162H101ZM127 163V162H126ZM129 163V162H128ZM136 163V162H135ZM143 163H145V162H143ZM150 163H151V161H150ZM154 163H155V160H154ZM160 163V162H159ZM180 163V162H179ZM250 163H252V162H250ZM73 164V163H72ZM132 164V163H131ZM142 164V163H141ZM151 164H153V163H151ZM184 164V163H183ZM196 164V163H195ZM194 164V165H195ZM203 164V163H202ZM14 165H17V164H14ZM21 165V164H20ZM24 165V164H23ZM57 165V164H56ZM59 165V164H58ZM76 165V164H75ZM104 165V164H103ZM137 165V164H136ZM139 165V164H138ZM142 165H144V164H142ZM155 165V164H154ZM160 165V164H159ZM163 165V164H162ZM166 165V164H165ZM189 165H190V162H189ZM197 165V164H196ZM239 165V164H238ZM237 165V166H238ZM241 165H243V163L241 164ZM253 165V164H252ZM260 165V164H259ZM259 165H257V166H259ZM10 166V165H9ZM26 166V165H25ZM74 166V165H73ZM78 167H79V165H77ZM110 166V165H109ZM125 166H128V165H125ZM158 166V165H157ZM161 166V165H160ZM176 166V165H175ZM179 166V165H178ZM181 166H182V164H181ZM200 166V165H199ZM202 166V165H201ZM240 166V165H239ZM256 166V165H255ZM3 167V166H2ZM1 167V168H2ZM27 167V166H26ZM99 167V166H98ZM116 167V166H115ZM133 167V166H132ZM144 167V166H143ZM193 167V166H192ZM192 167H190V168H192ZM227 167V166H226ZM244 167V166H243ZM6 168V167H5ZM8 168V167H7ZM58 168V167H57ZM133 168H136L135 166L133 167ZM139 168H141V167H139ZM158 168V167H157ZM163 168V167H162ZM167 168V167H166ZM174 168V167H173ZM194 168V167H193ZM199 168V167H198ZM225 168V167H224ZM228 168V167H227ZM239 168V167H238ZM253 168V167H252ZM9 169V168H8ZM31 169V168H30ZM33 169V168H32ZM52 169H54V167H52ZM81 169V168H80ZM174 169H176V167L174 168ZM195 169V168H194ZM240 169V168H239ZM19 170V169H18ZM21 170V169H20ZM34 170V169H33ZM39 170V169H38ZM46 170V169H45ZM54 170H56V169H54ZM58 170V169H57ZM82 170V169H81ZM136 170H138V169H136ZM146 170H147V168H146ZM155 170V169H154ZM163 170V169H162ZM161 170V171H162ZM187 169L185 168V171H186ZM223 170H226V168L225 169H223ZM252 170V169H251ZM253 170H254V168H253ZM260 170V169H259ZM50 171V170H49ZM48 171V172H49ZM67 171V170H66ZM123 171V170H122ZM143 171H145V170H142L141 172L143 173ZM156 171H157V169H156ZM169 171V170H168ZM189 171V170H188ZM221 171V170H220ZM34 172V171H33ZM33 172H32V174H33ZM41 172V171H40ZM47 172V171H46ZM58 172V171H57ZM137 172V171H136ZM150 173H151V171H149ZM149 172H147L146 171V173H149ZM164 172V171H163ZM167 172V171H166ZM166 172H164V173H166ZM174 172V171H173ZM195 172H196V170H195ZM12 173H14V171H12ZM35 173H37V172H35ZM56 173V172H55ZM75 173V172H74ZM73 173V174H74ZM98 173H100V171L98 172ZM102 173V172H101ZM142 173L140 174V172H139V174L142 176ZM145 173V175L146 176H150V174L149 175H147ZM168 173H170V172H168ZM187 173V172H186ZM220 173V172H219ZM238 173H240V172H237V174ZM250 173V172H249ZM49 174H51L50 172H49ZM58 174H60V173H58ZM72 174V175H73ZM78 174V173H77ZM80 174V173H79ZM83 174V173H82ZM113 174V173H112ZM138 174V173H137ZM222 174V173H221ZM220 174V175H221ZM228 174V173H227ZM237 174H235L236 176H238ZM36 175V174H35ZM47 175V174H46ZM52 176H53V173L51 174ZM55 175V174H54ZM128 175V174H127ZM134 175H136V173L134 174ZM152 175V174H151ZM154 175L155 174H153V176L152 177H154ZM162 175V174H161ZM166 175V174H165ZM164 175V176H165ZM177 174H175V176H176ZM184 175V174H183ZM191 175H192V173H191ZM195 175V174H194ZM41 176V175H40ZM61 176V175H60ZM64 176H66V175H64ZM75 176H77V175H75ZM133 176V175H132ZM175 176H173L174 178H175ZM179 176H181V179H179V181L181 182V180H182V175H179ZM187 176V175H186ZM211 177H212V174L210 175ZM216 176V175H215ZM214 176V177H215ZM222 176V175H221ZM227 176H229V175H227ZM241 176H243L242 174H241ZM246 176V175H245ZM32 177V176H31ZM35 177V176H34ZM34 177H32V179L34 178ZM43 177V176H42ZM70 177V176H69ZM115 177V176H114ZM135 177V176H134ZM178 177V176H177ZM190 177V176H189ZM197 177V176H196ZM195 177V178H196ZM210 177V178H211ZM214 177H213V179H214ZM231 177V176H230ZM234 177V176H233ZM232 177V178H233ZM26 178V177H25ZM25 178H23V179H25ZM37 178V177H36ZM55 178H56V176H55ZM58 178V177H57ZM66 178V177H65ZM150 178V177H149ZM164 178V177H163ZM162 178V179H163ZM180 178V177H179ZM184 178V177H183ZM195 178H193V179H195ZM227 178V177H226ZM238 178H241V177H238ZM258 178V177H257ZM260 178V177H259ZM19 179V178H18ZM67 179V178H66ZM132 179V178H131ZM138 179V178H137ZM139 179H140V177H139ZM138 179V180H139ZM142 179V178H141ZM145 179V178H144ZM165 179V178H164ZM164 179H163V181H164ZM175 179H177L178 180V178H175ZM212 179V178H211ZM236 179V178H235ZM249 179V178H248ZM251 179H252V177H251ZM20 180V179H19ZM18 180V181H19ZM26 180V179H25ZM34 180H36V179H34ZM70 179H67L66 181H68V182H70L69 181ZM115 180H117V179H115ZM138 180H136V181H138ZM146 180H148V179H146ZM151 180H152V178H151ZM170 180H172V182H170V183H173V179H170ZM185 180V179H184ZM196 180V179H195ZM205 180H207V179H205ZM229 180H231V179H229ZM1 181V180H0ZM15 181V180H14ZM37 181V180H36ZM35 181V182H36ZM47 181H49V180H47ZM59 181V180H58ZM57 181V182H58ZM119 181V180H118ZM135 181V180H134ZM144 181V180H143ZM153 181H154V179H153ZM158 181V180H157ZM162 181V182H163ZM166 181V180H165ZM179 181H176L177 182V184H178V182ZM186 181V180H185ZM200 181V180H199ZM216 181V180H215ZM217 181H218V179H217ZM220 181V180H219ZM218 181V182H219ZM61 182V181H60ZM159 182V181H158ZM183 182V181H182ZM193 182V181H192ZM208 182V181H207ZM210 182V181H209ZM243 182V181H242ZM247 182V181H246ZM264 182V181H263ZM40 183V182H39ZM59 183V182H58ZM137 183V182H136ZM139 183V182H138ZM165 183V182H164ZM167 183V182H166ZM175 183V182H174ZM185 182H183V184H184ZM195 183V182H194ZM194 183H189L188 182V184H194ZM64 184V183H63ZM89 184V183H88ZM117 184V183H116ZM150 184V183H149ZM156 184V183H155ZM158 184V183H157ZM168 184V183H167ZM188 184L186 185V186H188ZM200 184V183H199ZM212 184V183H211ZM214 184V183H213ZM219 184V183H218ZM239 184V183H238ZM253 184V183H252ZM251 184V185H252ZM256 184V183H255ZM8 185H9V183H8ZM98 185V184H97ZM104 184L102 183V186H103ZM170 185V184H169ZM190 185V186H191ZM196 185V184H195ZM205 185V184H204ZM220 185V184H219ZM221 185H222V183H221ZM226 186H227V184H225ZM244 185V184H243ZM257 185V184H256ZM7 186V185H6ZM17 186V185H16ZM100 186V185H99ZM98 186V187H99ZM117 186V185H116ZM176 186V185H175ZM180 186V185H179ZM185 186V185H184ZM193 186V185H192ZM198 186V185H197ZM200 186V185H199ZM212 186V185H211ZM222 186H224V185H222ZM13 187V186H12ZM41 187V186H40ZM45 187V186H44ZM47 187V186H46ZM164 187V186H163ZM206 187H207V185H206ZM230 187V186H229ZM247 187V186H246ZM257 188H258V186H256ZM14 188H16V187H14ZM13 188V189H14ZM42 188V187H41ZM83 188V187H82ZM86 188V187H85ZM101 188V186L99 187V190H101L100 189ZM104 188H105V185H104ZM103 188V189H104ZM111 188H112V186H111ZM114 188V187H113ZM165 188V187H164ZM171 188V187H170ZM200 188V187H199ZM248 188H251V187H248ZM256 188V189H257ZM91 189V188H90ZM97 189V188H96ZM154 189V188H153ZM166 189V188H165ZM169 189V188H168ZM183 189V188H182ZM252 190H254L253 188H251ZM260 189V188H259ZM93 190V189H92ZM105 190V189H104ZM103 190V191H104ZM151 190V189H150ZM163 190V189H162ZM161 190V191H162ZM170 190V189H169ZM173 190V189H172ZM205 190H207V189H205ZM210 190V189H209ZM215 190V189H214ZM213 190V191H214ZM232 190V189H231ZM260 190H262V189H260ZM10 191H14V192H16V190H12V188H11V190ZM9 191V192H10ZM39 191V190H38ZM108 191V190H107ZM133 191V190H132ZM137 191V190H136ZM135 191V192H136ZM156 191V190H155ZM186 191V190H185ZM213 191H212V193H213ZM228 191V190H227ZM234 191V190H233ZM236 191V190H235ZM240 191V190H239ZM58 192V191H57ZM94 192V191H93ZM110 192V191H109ZM108 192V193H109ZM116 192L117 191H115L114 193L116 194ZM134 192V191H133ZM138 192V191H137ZM136 192V193H137ZM148 192V191H147ZM262 192V191H261ZM4 193H5V195H6V193L7 192H5L4 191ZM105 193H106V191H105ZM118 193V192H117ZM119 193H121V192H119ZM118 193V194H119ZM124 192H122V194H123ZM143 194H145L144 192H142ZM163 193V192H162ZM169 193V192H168ZM172 193V192H171ZM178 193V192H177ZM181 193V192H180ZM182 193H184V192H182ZM181 193V194H182ZM187 193V192H186ZM189 193V192H188ZM191 193V192H190ZM205 193V192H204ZM210 193V192H209ZM209 193H207V195L209 194ZM218 193H219V191H218ZM220 193H221V191H220ZM223 193V192H222ZM226 193V192H225ZM234 193V192H233ZM240 193H242V192H240ZM244 193V192H243ZM1 194V193H0ZM11 194V193H10ZM13 194V193H12ZM81 194H82V192H81ZM102 194V193H101ZM110 194V193H109ZM113 194V193H112ZM133 194V193H132ZM148 194V193H147ZM192 194V193H191ZM196 194V193H195ZM200 194H203V191H202V193H199V195ZM229 194V193H228ZM231 194V193H230ZM229 194V195H230ZM248 194V193H247ZM252 194V193H251ZM258 194H260V193H258ZM90 195V194H89ZM100 195V194H99ZM105 196L107 195V194H104ZM121 195V194H120ZM136 195V194H135ZM157 195V194H156ZM163 194H161V196H162ZM166 195H167V193H166ZM171 195V194H170ZM203 195H205L206 196V193L205 194H203ZM215 195H217V194H215ZM235 195V194H234ZM239 195V194H238ZM254 195V194H253ZM264 195V194H263ZM1 196L3 197V195L1 194ZM61 196V195H60ZM140 196V195H139ZM142 197H143V195H141ZM204 196V197H205ZM210 196V195H209ZM222 196V195H221ZM237 196V195H236ZM243 197H244V195H242ZM57 197V196H56ZM110 197H111V195H110ZM119 197V196H118ZM121 197H122V195H121ZM131 197V196H130ZM129 197V198H130ZM148 197H151V195L149 196V194H148V196H147V198ZM220 197V196H219ZM225 197V196H224ZM223 197V198H224ZM229 197V196H228ZM234 197V196H233ZM238 197V196H237ZM246 197V196H245ZM254 197V196H253ZM256 197H258V195L256 196ZM15 198V197H14ZM105 198V197H104ZM122 198H124V196L122 197ZM126 198H128V197H126ZM126 198H125V200H126ZM128 198V199H129ZM134 198V197H133ZM132 198V199H133ZM138 198V197H137ZM136 198V199H137ZM145 198V197H144ZM152 198V197H151ZM165 198V197H164ZM197 198V197H196ZM199 198V197H198ZM197 198V199H198ZM220 198H222V197H220ZM227 198V197H226ZM235 198V197H234ZM30 199V198H29ZM28 199V200H29ZM93 199V198H92ZM96 199V198H95ZM100 199V198H99ZM107 199V198H106ZM155 199V198H154ZM168 199V198H167ZM171 199V198H170ZM216 199V198H215ZM233 199V198H232ZM244 199V198H243ZM247 199H248V195H247ZM254 199H255V197H254ZM15 200H17V198L15 199ZM26 200V199H25ZM63 201H61V199H60V197L57 199V202H60L61 204H60V208H61V210H62V215L53 223V225L51 226V227H49V228H43L41 231H38L36 228L38 227V226H40V225H44L45 224V218H46V214H43V215H34L32 212H27V214H26V216H25V220H21L19 217H17V216H15L12 212H11V208H9L7 205H9V202H5L6 203V208H5V214H3V215H0V264H122V262H123V259H122V257L120 258V255L119 254H117V257L115 256L114 258H116L114 261H111V259H110V257L107 255V251L105 250V249H103V247H100V246H96V245H94L93 243H91L90 241H91V239L92 238H90L91 236H89V238H86V237H84L82 234H80V232L75 228V226L74 225H72L71 223H69L68 222V220H69V218H70V216H72L73 214H72V208H71V205L68 203V202H66L64 199H62ZM111 200V199H110ZM130 200V199H129ZM143 200H145V199H143ZM147 200V199H146ZM156 200V199H155ZM158 200V199H157ZM160 200V199H159ZM172 200H174V199H172ZM179 200V199H178ZM184 200V199H183ZM195 200V199H194ZM223 200H225V199H223ZM230 200V199H229ZM236 200V199H235ZM234 200V201H235ZM238 200V199H237ZM261 200V199H260ZM92 201V200H91ZM133 201H134V199H133ZM132 201V202H133ZM138 201V200H137ZM136 201V202H137ZM150 201V200H149ZM154 201V200H153ZM161 201V200H160ZM193 201V200H192ZM228 201V200H227ZM231 201V200H230ZM251 201V200H250ZM28 202V201H27ZM89 202V201H88ZM93 202V201H92ZM95 202V201H94ZM96 202H99V201H96ZM130 203H131V201H129ZM135 202V201H134ZM150 202H152V201H150ZM159 201H157L156 203H158ZM172 202V201H171ZM174 202H175V200H174ZM212 202V201H211ZM217 202V201H216ZM233 202V201H232ZM246 202V201H245ZM36 203H38V201H36ZM56 203V202H55ZM153 203V202H152ZM176 203V202H175ZM221 203H223V202H221ZM230 203V202H229ZM254 203V202H253ZM257 203H259V202H257ZM40 204V203H39ZM89 204V203H88ZM137 204H138V202H137ZM144 204V203H143ZM150 204V203H149ZM165 204H167L166 202H165ZM182 204V203H181ZM234 204V203H233ZM247 204V203H246ZM255 204V203H254ZM260 204H261V201H260ZM151 205H153V204H151ZM155 205V204H154ZM163 205V204H162ZM176 205V204H175ZM190 205V204H189ZM220 205V204H219ZM248 205V204H247ZM130 206V205H129ZM133 206V205H132ZM131 206V207H132ZM137 206V205H136ZM142 206V205H141ZM150 206V205H149ZM183 206V205H182ZM215 205H213V207H214ZM251 206V205H250ZM260 206V205H259ZM262 206H263V208H264V203L262 204ZM261 206V207H262ZM25 206H24V204H19V205H17V209L19 210V209H23ZM56 207V206H55ZM105 207V206H104ZM134 207H135V204H134ZM139 207V206H138ZM153 206H151L150 208H152ZM156 207V206H155ZM158 207V206H157ZM156 207V208H157ZM208 207V206H207ZM209 207H211L210 205H209ZM217 207V206H216ZM253 207V206H252ZM3 208H4V206H3ZM89 208V207H88ZM142 208V207H141ZM147 208H148V206H147ZM174 208V207H173ZM218 208V207H217ZM242 208V207H241ZM89 209H91V207L89 208ZM106 209V208H105ZM104 208H103V210H105ZM143 209V208H142ZM167 209V208H166ZM183 209V208H182ZM224 209V208H223ZM236 209V208H235ZM244 209V208H243ZM254 209H256V208H254ZM262 209V208H261ZM261 209H259V210H261ZM100 210V209H99ZM144 210H146V209H144ZM143 210V211H144ZM150 210V209H149ZM157 210H159V209H157ZM168 210H170V209H168ZM178 210V209H177ZM180 210V209H179ZM178 210V211H179ZM195 210V209H194ZM210 210V209H209ZM233 210V209H232ZM264 209H262V211H263ZM4 211V210H3ZM20 211V210H19ZM47 211V210H46ZM123 211V210H122ZM133 211V210H132ZM148 211V210H147ZM167 211V210H166ZM200 211V213H201V210H199ZM211 211V210H210ZM250 211H251V209H250ZM124 212V211H123ZM122 212V213H123ZM135 211H133L132 213H134ZM152 212V211H151ZM160 212H162V210L160 211ZM168 212V211H167ZM173 212V211H172ZM175 212H176V209H175ZM180 212H181V210H180ZM256 212H257V209H256ZM264 212V211H263ZM127 213V212H126ZM125 213V214H126ZM138 213V212H137ZM147 213V212H146ZM164 213H165V211H164ZM182 213V212H181ZM199 213V212H198ZM205 212H203V214H204ZM212 213V212H211ZM216 213V212H215ZM237 213H238V210H237ZM247 213V212H246ZM255 213V212H254ZM36 214V213H35ZM72 214V215H71ZM124 214V213H123ZM135 214H136V212H135ZM135 214H134V216H135ZM140 214V213H139ZM149 214V213H148ZM151 214H153V212L151 213ZM156 214V213H155ZM160 214V213H159ZM162 214V213H161ZM173 214V213H172ZM217 214V213H216ZM75 215V214H74ZM127 216H128V214H126ZM142 215V214H141ZM197 215V214H196ZM205 215V214H204ZM206 215H207V213H206ZM213 215V214H212ZM223 215V214H222ZM240 215V214H239ZM264 215V214H263ZM36 216H38V218H37V220H34L35 218L34 217H36ZM82 216V215H81ZM101 216H102V218L104 217V215H103V211H95V212H90V216H89V227H91V228H95L96 227V223H95V221H96V218H98V219H100L101 218ZM123 216V215H122ZM193 216V215H192ZM199 215H197V217H198ZM202 216V215H201ZM214 216H215V214H214ZM245 216V215H244ZM249 216V215H248ZM121 217V216H120ZM163 217V216H162ZM175 217H176V215H175ZM177 217L179 218V216H178V214H177ZM212 217V216H211ZM217 217H219V216H217ZM34 218V219H33ZM117 218V217H116ZM135 218V217H134ZM153 218H154V216H153ZM158 218V217H157ZM246 218H247V216H246ZM118 219V218H117ZM123 219H124V217H123ZM136 219V218H135ZM141 219V218H140ZM149 219H151L152 220V218H150L149 217ZM155 219V218H154ZM112 220V219H111ZM115 220V219H114ZM122 220V219H121ZM181 220L182 219H180V222L179 223H181ZM200 220H202V219H200ZM115 221H118V220H115ZM138 221H139V219H138ZM141 221H143V220H141ZM189 221V220H188ZM208 221V220H207ZM110 222V221H109ZM149 222V221H148ZM156 223H158L157 221H155ZM214 222V220H213V218H211L210 220H209V222L208 223H213ZM118 223H120V222H118ZM130 223V222H129ZM215 223V222H214ZM225 223H226V226L228 225H230V219H227L226 221H225ZM131 224V223H130ZM155 224V223H154ZM153 224V225H154ZM160 224V223H159ZM185 224V223H184ZM141 225V224H140ZM151 225H152V222H151ZM173 225H177L175 222H173ZM208 225V224H207ZM225 225V224H224ZM255 225V224H254ZM257 225H258V223H257ZM77 226V225H76ZM82 227H84L83 225H81ZM121 226V225H120ZM161 226V225H160ZM182 226L184 227V225L182 224ZM116 227V226H115ZM130 227V226H129ZM147 227L149 228V226H148V224H147ZM156 226H154V228H155ZM78 228H80V227H78ZM200 230L199 231H197V233H196V237H199L200 238V241H201V244L200 245H202V244H204V245H206L207 246V249L209 250L208 252H209V254L211 255V256H214V257H216V258H222V260L224 259L225 261H232L233 263H235V264H239V262H238V260L239 259H242L243 261H246V262H248V264H252V260H254L255 258H258L259 257V254L262 252V250H264V247L262 246V245H264V233H262V235H260L259 237H257V236H255V232L253 231V230H246L245 228H244V224H242L240 227H238V228H232V227H230L229 229H216V231H214V238H213V240H210L207 236H206V234L208 233V232H206L205 230H204V228H206V226L205 225H203V224H200ZM213 228V227H212ZM32 229V230H31ZM35 229V230H34ZM88 229H90V228H88ZM127 229V228H126ZM152 229V227L150 226V230ZM190 229V228H189ZM208 229V228H207ZM213 229H215V228H213ZM260 229V228H259ZM264 229V228H263ZM181 230V229H180ZM185 230L186 229H184V232H185ZM198 230V229H197ZM209 230H210V227H209ZM212 230V229H211ZM210 230V231H211ZM258 230V229H257ZM38 232V233H35V232ZM85 231V230H84ZM154 231V230H153ZM177 231V230H176ZM196 231V230H195ZM260 231V230H259ZM262 231V230H261ZM86 232H88V233H93V232H95L94 230H88V231H86ZM129 232V231H128ZM149 233L151 232V231H148ZM155 232H156V230H155ZM213 232V231H212ZM211 232V233H212ZM264 232V231H263ZM153 233V232H152ZM183 233V232H182ZM210 233V234H211ZM97 234V233H96ZM151 234V233H150ZM154 234V233H153ZM181 234V233H180ZM100 235V234H99ZM152 235V234H151ZM97 236V235H96ZM114 236V235H113ZM116 236V235H115ZM193 236V235H192ZM195 236V235H194ZM172 235H171V233L169 234V236H168V238H166V244H170V241L172 240ZM209 237H211V236H209ZM102 238H104V237H102ZM126 238L128 239V241L129 240H132L133 242H134V244H135V248H134V246H133V248L132 249H137V251L139 252V254H140V256H141V259H142V261H141V264H177L176 262L178 261V260H180L179 258H178V260L176 261V260H174V258H173V256H172V253H171V248H167L168 247V245H166L167 247H166V249L163 251V252H160V251H158V248H156V244H155V240H153L152 241V239H149L148 240V238H146L147 240H148V242H147V245L146 246H148V248H149V251L148 252H145L144 251V248H143V246H144V243L147 241L142 235H140V232H135L134 233V236H126ZM181 239H183V236L181 237ZM99 240V239H98ZM146 240V241H145ZM157 240V239H156ZM125 241V240H124ZM104 242V241H103ZM179 242H180V240H179ZM242 242H249L250 244H254V245H257V247H254L253 248V250L252 251H250V252H248V253H243L242 251H241V249L239 248V244H241ZM124 243H127V242H124ZM181 243V242H180ZM257 243H260L259 245L257 244ZM132 244V243H131ZM111 245V244H110ZM130 245V244H129ZM111 246H113V245H111ZM178 246H180L181 247V245H178ZM127 247V246H126ZM203 247V246H202ZM183 248V247H182ZM181 248V249H182ZM131 249V248H130ZM178 249V248H177ZM105 251H106V253H105ZM124 251H127V250H125V249H122V248H119L118 249V253H123ZM175 251V250H174ZM200 251V250H199ZM202 251V250H201ZM206 251V250H205ZM133 252V251H132ZM186 252H187V250H186ZM69 253H71V254H73L74 255V257L73 258H71V257H69L68 256V254ZM184 253V252H183ZM124 254V253H123ZM126 254V253H125ZM128 254V253H127ZM180 255V254H179ZM209 255V256H210ZM132 256V255H131ZM139 257V256H138ZM123 258H125V257H123ZM184 258V257H183ZM186 258V257H185ZM139 259V258H138ZM182 259V258H181ZM188 259V258H187ZM137 260V259H136ZM189 260V259H188ZM220 260V259H219ZM181 261V260H180ZM187 261V260H186ZM191 261V260H190ZM196 261V260H195ZM210 261V260H209ZM257 261H258V259H257ZM128 262V261H127ZM135 262V261H134ZM184 262V261H183ZM181 263V262H180ZM195 263V262H194ZM196 263H197V261H196ZM124 264V263H123ZM132 264V263H131ZM134 264V263H133ZM179 264V263H178ZM181 264H183V263H181ZM219 264V263H218Z\"/></svg>",
    "mask_w": 264,
    "mask_h": 264
}]
</instances>
